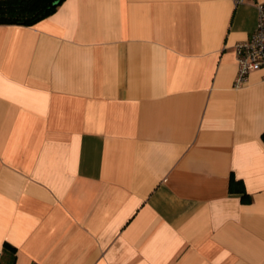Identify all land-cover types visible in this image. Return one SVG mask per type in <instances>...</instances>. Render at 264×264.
<instances>
[{
	"label": "crops",
	"instance_id": "1",
	"mask_svg": "<svg viewBox=\"0 0 264 264\" xmlns=\"http://www.w3.org/2000/svg\"><path fill=\"white\" fill-rule=\"evenodd\" d=\"M260 2L0 24V264H264V69L235 86L234 50Z\"/></svg>",
	"mask_w": 264,
	"mask_h": 264
},
{
	"label": "trees",
	"instance_id": "2",
	"mask_svg": "<svg viewBox=\"0 0 264 264\" xmlns=\"http://www.w3.org/2000/svg\"><path fill=\"white\" fill-rule=\"evenodd\" d=\"M63 0H0V24L31 25L53 13ZM264 138V133H262ZM241 185L239 180L231 179V188ZM244 196L248 198L247 194ZM3 251L9 252L10 264L15 262L16 248L5 242Z\"/></svg>",
	"mask_w": 264,
	"mask_h": 264
},
{
	"label": "built area",
	"instance_id": "3",
	"mask_svg": "<svg viewBox=\"0 0 264 264\" xmlns=\"http://www.w3.org/2000/svg\"><path fill=\"white\" fill-rule=\"evenodd\" d=\"M234 50L237 62L235 86H240L247 82L251 71L264 69V2L257 4V23L253 32L247 39L237 42Z\"/></svg>",
	"mask_w": 264,
	"mask_h": 264
}]
</instances>
